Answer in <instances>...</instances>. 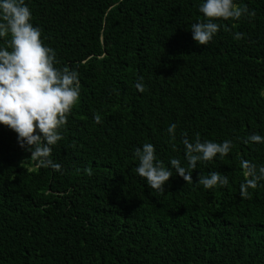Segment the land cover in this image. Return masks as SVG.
<instances>
[{
  "label": "trees",
  "instance_id": "obj_1",
  "mask_svg": "<svg viewBox=\"0 0 264 264\" xmlns=\"http://www.w3.org/2000/svg\"><path fill=\"white\" fill-rule=\"evenodd\" d=\"M26 2L58 66L79 71L81 100L53 147L61 171L37 168L0 125V264H264V181L239 195L241 161L264 165V145L243 142L264 135V0H237L256 15L221 21L206 46L190 30L201 0ZM184 132L233 140L193 170L194 183L220 171L227 186L174 172L161 193L136 173L147 142L165 166L183 161Z\"/></svg>",
  "mask_w": 264,
  "mask_h": 264
},
{
  "label": "clouds",
  "instance_id": "obj_2",
  "mask_svg": "<svg viewBox=\"0 0 264 264\" xmlns=\"http://www.w3.org/2000/svg\"><path fill=\"white\" fill-rule=\"evenodd\" d=\"M199 12L204 19L193 23L190 30L193 40L202 46L212 42L222 26L226 27L221 21L238 22L256 15L254 9L250 10L247 4L238 5L237 0H201ZM234 39H244V33L235 32ZM0 40L4 41L0 44V125L16 134L18 146L31 153L37 168L61 171L63 166L51 156L81 100L80 73L75 68L58 66L57 51L45 43L43 29L34 25L33 11L26 0H0ZM136 88L141 93L145 91L143 77H139ZM93 118L96 124L102 122L99 114ZM166 131L175 139L177 124L171 123ZM182 135L184 160L171 158L168 166L158 157L153 143L135 148L136 173L147 186L163 193L175 175L186 183L202 185L205 190L227 186L229 178L220 171H211L207 176L199 174L194 183L193 170L198 162L227 157L233 149V140H202L196 134L192 142L187 132ZM243 142L264 145V135L253 133ZM241 164L245 178L239 195L248 199L252 195L249 190L257 189L264 181V165L258 167L248 160H242ZM84 171L89 176L93 174L91 167Z\"/></svg>",
  "mask_w": 264,
  "mask_h": 264
}]
</instances>
